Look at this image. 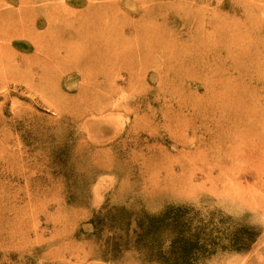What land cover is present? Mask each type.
<instances>
[{"label": "rangeland", "instance_id": "374dc122", "mask_svg": "<svg viewBox=\"0 0 264 264\" xmlns=\"http://www.w3.org/2000/svg\"><path fill=\"white\" fill-rule=\"evenodd\" d=\"M15 1L0 264H264V0Z\"/></svg>", "mask_w": 264, "mask_h": 264}, {"label": "bare ground", "instance_id": "6f19581e", "mask_svg": "<svg viewBox=\"0 0 264 264\" xmlns=\"http://www.w3.org/2000/svg\"><path fill=\"white\" fill-rule=\"evenodd\" d=\"M15 2L19 8L24 5L22 0ZM7 3L5 4L8 9L14 8L11 6L12 4ZM13 11L10 12L13 13ZM10 12L0 20V66H9L17 59L27 65L46 66L48 62H51V50L48 44L50 35L47 30L39 31L40 28L46 26V22L35 17L30 20L24 16V18L18 17ZM27 21H31V23L27 25ZM12 76L15 88H17L18 84L15 78H19L21 75L15 77L12 74ZM9 83H11L10 79H0L2 87H7Z\"/></svg>", "mask_w": 264, "mask_h": 264}]
</instances>
